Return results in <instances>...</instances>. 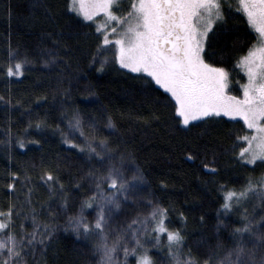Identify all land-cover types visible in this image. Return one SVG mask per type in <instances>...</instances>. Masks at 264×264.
Wrapping results in <instances>:
<instances>
[{
	"label": "trees",
	"instance_id": "1",
	"mask_svg": "<svg viewBox=\"0 0 264 264\" xmlns=\"http://www.w3.org/2000/svg\"><path fill=\"white\" fill-rule=\"evenodd\" d=\"M67 4L68 0H0V211L16 205L20 215L13 216V230L17 233L21 223L31 231L33 208L38 219L55 225L46 255L41 257L38 252L36 256L42 264H92L93 245L76 240L71 230L64 231L67 216L90 192L87 173L95 164L86 153L65 144L61 135H69V119L78 111L96 122L98 134L119 138L121 148L141 169L151 196L167 209L168 226L184 235L185 251L191 249L198 256L223 254L232 244L233 228L242 220L230 213L226 221L219 222L224 197L229 190L240 191L249 176L261 172L258 167L255 171L242 167L234 158L235 136L248 130L241 122L226 119L191 131L175 130L158 93L146 94L142 81L133 79L134 75L116 67L112 60L103 71H97V60L105 54L95 55L99 38L90 24L68 12ZM224 10L227 23L215 36L210 33L211 48L206 51L212 53L210 62L228 73L230 91L239 95L235 65L252 46L255 35L241 13ZM10 50L30 60L23 76L7 75ZM48 51L63 59L43 68ZM106 115L112 116L118 131H105ZM41 119L48 126L37 129L35 124ZM189 149L200 158L187 160ZM205 153L208 161L215 153V174L203 167ZM46 168L58 171L68 191L67 213L61 209L60 197H50L39 179ZM13 171L20 173L21 179L25 174L31 178L27 186L17 181L15 192L7 188ZM28 187L33 188L31 204L26 202ZM49 209L54 215H49ZM151 252L157 264H162L160 252Z\"/></svg>",
	"mask_w": 264,
	"mask_h": 264
},
{
	"label": "snow or ice",
	"instance_id": "2",
	"mask_svg": "<svg viewBox=\"0 0 264 264\" xmlns=\"http://www.w3.org/2000/svg\"><path fill=\"white\" fill-rule=\"evenodd\" d=\"M239 5L248 25L256 33L246 55L237 61L247 76V82L241 85L242 98L226 92L228 73L210 62L212 53L206 51L211 48L210 33L215 36L216 31L227 23L223 0H129L126 8L120 0H69L67 10L84 21L93 20L95 14L101 12L119 26H103L95 55L106 52L107 46H113L114 59L120 68L135 74L132 78L142 81L146 94L158 93L175 130L191 131L202 124L220 123L224 117H240L252 131L237 134L232 151L236 163L242 167L254 166L252 170L255 171L257 167L264 168V0H239ZM96 31L101 32V27L98 26ZM49 56L50 60L45 63L63 59L52 53ZM27 63H30L27 55L21 57L10 50L7 75L23 76ZM103 69L104 61H101L97 71ZM158 89L163 92L159 93ZM104 119L107 128L118 131L111 115ZM47 126L43 119L35 124L37 129ZM69 126L79 131L82 141L78 143L75 137L62 132L64 143L86 153L89 162L95 161L87 173L95 187L67 216L64 231L71 230L85 240L95 237L93 250L98 255L97 264H130V256L135 258V264H157L151 249L160 247L165 237L170 264H264V216L258 221L255 217L249 218L244 207L250 196L264 201V172L249 176L239 192L229 190L224 197L222 215L243 209V219L231 233V246L226 247L223 254L212 252L198 256L191 249L184 250L181 230L170 228L166 223L167 209L152 201L147 205L151 211L146 214L137 211L127 223L113 226L114 213L127 206L129 201L135 202L144 180L142 171L131 164V154L121 148L119 138L111 140L98 134L95 121L88 124L92 131L85 132L80 113L73 111ZM33 142L40 143L39 140ZM18 143L21 148L25 147L23 141ZM198 158V152L187 151V160ZM203 167L212 174L217 172L215 153L211 161L205 153ZM10 175L12 179L7 188L11 192H15L17 181L27 186L26 182L31 180L27 174L21 179L20 173L15 171ZM39 179L47 186L50 197H60L61 209L67 213L68 191L58 171L46 168ZM80 186L77 181L76 187ZM32 192L33 188L28 187V204L32 203ZM88 209L95 211L92 220L85 214ZM15 210L16 205L10 204L7 211H0V264H42L36 256L38 252L41 257L46 255L47 244L54 238L55 225L38 219L33 208L31 231L21 223V231L17 233L13 230V216L20 212ZM49 215H54L51 209ZM180 215L183 217V212Z\"/></svg>",
	"mask_w": 264,
	"mask_h": 264
},
{
	"label": "rangeland",
	"instance_id": "3",
	"mask_svg": "<svg viewBox=\"0 0 264 264\" xmlns=\"http://www.w3.org/2000/svg\"><path fill=\"white\" fill-rule=\"evenodd\" d=\"M68 2H69V0H68ZM120 2L124 5L125 8L129 4V0H120ZM223 3H224V8L235 10L236 12L241 13L242 16L245 19L247 27L256 36V33L251 29V27L247 23V17L245 15V13L240 8L239 0H223ZM122 11H123V9H121V12ZM72 14H74L76 17H78L79 19L84 21L82 17L77 16L75 13H72ZM84 22H86V23L91 25L94 34H96L98 36L99 40L102 38L101 33L103 31V26L107 25L108 27H113V26L119 27L113 21L108 20L107 17L105 16V14L101 13V12H97L95 14V16L93 17V20L84 21ZM98 26L101 27V32H97L96 31ZM109 35L111 36V33H109ZM107 48H108V50L106 52H104L106 55L104 54L103 57H100V59L97 60V63H96L97 66L100 67V62L101 61H104V66H105L112 60L114 62V65L116 67H118L119 69H121L119 64H117L115 62L113 46L110 45V46H107ZM48 53H52V52L48 51ZM246 53L244 55H246ZM107 54L109 56H107ZM46 57H48V58H45L43 60L42 66H43V68H50V67H52L54 65V62L45 63V61L50 60L49 54ZM111 57H113V59ZM235 69H236V74L239 76V78L237 77V84H238V87H239V90H240V94L239 95L234 94L233 92L230 91L229 88L226 89V92L229 95L238 96V97L242 98L243 97V89H242L241 85H243L244 83L247 82V76H246V73L237 65V62H236V65H235ZM121 70H123V71L128 73V71L125 70V69H121ZM132 75H135V74H132ZM160 90L163 91L162 89H160ZM81 119H82V121L85 124V129H84L85 132L92 131V129H90L88 127V124L90 122H92V119L88 118L87 116H81ZM223 119L231 120V121H239V122H241L243 124V126L246 128V130H248V133H250L252 131V130L247 129L246 125L244 124L243 120L240 117H235V118L224 117ZM96 129L98 130L97 126H96ZM104 129L108 133L111 132V129L107 128L106 124L104 126ZM69 136L70 137H75L77 139L78 143L82 141V138H80V136H79V131H77L75 129L71 128V130L69 131ZM244 146H246V145H244ZM131 164L133 166H135L132 162H131ZM95 166L97 168H99V165H95ZM248 167H254V166H248ZM262 172H264V168H261L260 174ZM88 178H89V182H88L89 189H94V187H95L94 183L91 182V178L90 177H88ZM105 187H107V185H105ZM237 192H239V191H237ZM148 201H152L154 204H157L156 201L154 200V198L151 196V194H150L149 190L147 189L146 184H145V182L143 180V183L140 184L139 191L137 192L135 202L129 201L127 203V206L123 207L118 213H114L113 226L115 227L118 224L127 223L128 219L130 217L135 216L137 211L141 212L142 214H146L147 211H151V208L147 207ZM244 207H246L247 210H248L249 218L255 217V219L258 221L260 216H264V201H261L257 197L250 196L248 198V200L244 202ZM222 212H223V210L219 213V216H218V220H219V218L221 219V220H219V222L226 221L227 220V215L228 216L230 215V214H223L222 215L221 214ZM242 212H243V209H241L240 212H232L233 215H234L233 217L236 216V217H239V218L243 219ZM232 213H231V215H232ZM85 214L88 215L89 220H92V219H94L95 211H94V209H89ZM256 226L257 225H254V227H256ZM72 234H73V236L75 237L76 240L88 242L89 244L91 243L92 245H93V242L95 240V237L90 238L88 240H85L82 237L78 238L75 235L74 232ZM246 236H247V234H246ZM153 249H156V250H158L160 252L159 253L160 254L159 261L162 262V264H166V263L170 264L169 258L167 256V251H166V237L164 238V243L160 247H152L151 251ZM257 258H259V253L257 254ZM92 259H93L92 264H97L98 255L95 253L94 250H93V254H92ZM121 259H122V253H121ZM129 262H130V264H135V258L130 256L129 257Z\"/></svg>",
	"mask_w": 264,
	"mask_h": 264
}]
</instances>
